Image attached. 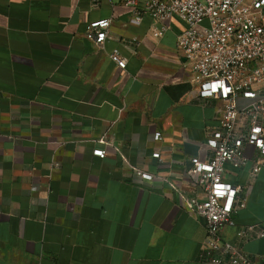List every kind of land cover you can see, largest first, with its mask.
<instances>
[{
    "label": "crops",
    "instance_id": "crops-1",
    "mask_svg": "<svg viewBox=\"0 0 264 264\" xmlns=\"http://www.w3.org/2000/svg\"><path fill=\"white\" fill-rule=\"evenodd\" d=\"M92 3L0 0V264H216L199 257L188 169L211 157L223 101L194 90L182 19L133 23L121 0ZM107 18L98 47L85 31ZM236 171L226 180L245 184L249 164ZM233 217L231 243L240 225L264 226V169ZM243 249L264 264V236Z\"/></svg>",
    "mask_w": 264,
    "mask_h": 264
},
{
    "label": "built area",
    "instance_id": "built-area-1",
    "mask_svg": "<svg viewBox=\"0 0 264 264\" xmlns=\"http://www.w3.org/2000/svg\"><path fill=\"white\" fill-rule=\"evenodd\" d=\"M130 7L131 22L142 20V12L156 19L177 16L185 28L177 37L186 65L193 73L194 90L200 96L223 101L221 126L207 131L213 153L209 159L192 158L188 171L202 189L187 205L202 219L205 237L200 246L202 261L216 264H259L243 249L250 239L263 237L260 223L240 225L237 240L223 239L227 225H236L233 212L248 198L252 180L264 169V0H121ZM142 4V9L138 5ZM97 7L99 0H93ZM111 18L92 21L85 34L102 47L111 37ZM137 39L134 37L133 41ZM119 69L127 58L117 48L109 53ZM154 137L161 138L156 132ZM94 153L103 157L104 149ZM154 156L159 157L160 152ZM249 164L245 184L226 180V174ZM230 168L232 170H230ZM138 172L147 178L149 173Z\"/></svg>",
    "mask_w": 264,
    "mask_h": 264
}]
</instances>
